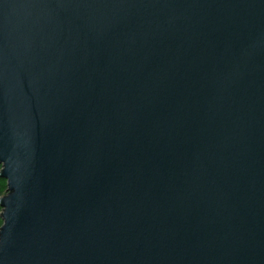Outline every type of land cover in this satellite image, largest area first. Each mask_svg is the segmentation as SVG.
I'll list each match as a JSON object with an SVG mask.
<instances>
[{
  "label": "water",
  "instance_id": "water-1",
  "mask_svg": "<svg viewBox=\"0 0 264 264\" xmlns=\"http://www.w3.org/2000/svg\"><path fill=\"white\" fill-rule=\"evenodd\" d=\"M0 264H264V0H0Z\"/></svg>",
  "mask_w": 264,
  "mask_h": 264
},
{
  "label": "rangeland",
  "instance_id": "rangeland-1",
  "mask_svg": "<svg viewBox=\"0 0 264 264\" xmlns=\"http://www.w3.org/2000/svg\"><path fill=\"white\" fill-rule=\"evenodd\" d=\"M0 169H1V164H0ZM6 189H7V182L4 178L0 177V197H2L3 195L6 194ZM0 210H1V208H0ZM0 214H1V212H0ZM0 221H2L1 217H0ZM2 223H3V221H2Z\"/></svg>",
  "mask_w": 264,
  "mask_h": 264
},
{
  "label": "trees",
  "instance_id": "trees-1",
  "mask_svg": "<svg viewBox=\"0 0 264 264\" xmlns=\"http://www.w3.org/2000/svg\"><path fill=\"white\" fill-rule=\"evenodd\" d=\"M2 168V167H1ZM0 171H1V169H0ZM0 212H2V210H0ZM2 225V221H0V226Z\"/></svg>",
  "mask_w": 264,
  "mask_h": 264
}]
</instances>
